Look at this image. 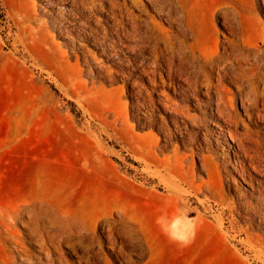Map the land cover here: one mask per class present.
I'll return each mask as SVG.
<instances>
[{
  "label": "rangeland",
  "instance_id": "374dc122",
  "mask_svg": "<svg viewBox=\"0 0 264 264\" xmlns=\"http://www.w3.org/2000/svg\"><path fill=\"white\" fill-rule=\"evenodd\" d=\"M140 1L126 14L122 0H0V264H264V104L259 119L237 101L231 126L214 112L215 90L162 86L160 56L155 83L140 67L165 42L196 38L201 59L214 55L211 39H228L261 66L264 0H178L181 24ZM39 22L43 32L31 29ZM220 88L236 94L229 80ZM179 175L190 183L173 196L162 179Z\"/></svg>",
  "mask_w": 264,
  "mask_h": 264
},
{
  "label": "bare ground",
  "instance_id": "6f19581e",
  "mask_svg": "<svg viewBox=\"0 0 264 264\" xmlns=\"http://www.w3.org/2000/svg\"><path fill=\"white\" fill-rule=\"evenodd\" d=\"M59 2L61 0H58ZM65 2H69L71 4H74L76 9L82 8V5L85 6L87 1H90L93 6L94 0H64ZM123 3L120 5L121 8L123 9V12L126 14H129V7L127 3H130V6L134 9H140L143 8L141 1L140 0H122ZM148 3L151 4V6L167 17L169 20H174L181 24L184 21V16H180V14H184V7L181 5L183 3H179L178 0H146ZM181 1V0H180ZM102 3V2H101ZM57 4L54 0V2H49V5H55ZM61 4H63L61 2ZM65 4V3H64ZM89 4V5H90ZM108 4V3H107ZM185 4V3H184ZM111 8L110 11H113V9H117V3L112 1L110 4ZM69 7V6H68ZM119 7V6H118ZM35 8V5H34ZM73 8V7H72ZM85 8V7H84ZM57 9V8H56ZM91 9V8H90ZM99 9V8H98ZM120 9V8H119ZM183 9V11H182ZM30 9H28L29 11ZM82 10V9H81ZM94 10V9H93ZM107 10V9H106ZM79 11V10H78ZM30 12V11H29ZM59 12V11H58ZM84 12V11H83ZM93 12V11H92ZM34 13V12H33ZM68 13V12H67ZM82 13V12H81ZM90 13V12H89ZM116 13V12H115ZM186 13V12H185ZM30 14V13H29ZM61 14V13H59ZM77 14V13H76ZM79 14V13H78ZM118 14V13H117ZM32 15V14H31ZM23 16V15H22ZM36 16V15H34ZM29 18L27 22H31V16H23ZM71 17V16H70ZM113 17V16H112ZM123 17V16H122ZM125 17V16H124ZM128 17V16H127ZM191 17V16H190ZM33 18V17H32ZM36 18V17H35ZM52 18V17H51ZM64 18V17H63ZM83 19V18H82ZM116 19V18H115ZM128 19V18H126ZM25 20V19H24ZM34 20V19H32ZM40 20V19H39ZM55 20V19H54ZM63 20V19H62ZM113 20V19H112ZM78 21V20H77ZM127 21V20H126ZM37 22V20L35 21ZM48 22V21H47ZM54 22V21H53ZM81 22V21H80ZM85 22V21H84ZM134 22V21H133ZM57 23V22H56ZM60 23V22H59ZM82 23V22H81ZM77 24V23H76ZM37 25V23H36ZM46 23L39 22V25L37 27L32 28L36 32L42 31L43 29L46 28ZM86 25V24H85ZM134 25V24H133ZM28 29L30 28V25H26ZM48 26V25H47ZM63 26V25H62ZM75 26V25H74ZM77 26V25H76ZM136 26V25H135ZM54 27V26H53ZM65 28V27H64ZM49 29V28H48ZM53 29V28H52ZM56 29V28H55ZM66 29V28H65ZM78 29V28H77ZM85 29V28H84ZM83 29V30H84ZM47 30V29H46ZM126 30V29H125ZM186 30V29H185ZM45 31V30H44ZM58 31V30H57ZM62 31V30H61ZM64 31V30H63ZM91 31V30H90ZM117 31V30H116ZM203 32V31H202ZM26 33V31H25ZM35 33V32H34ZM41 33V32H40ZM50 33V32H46ZM123 33V32H122ZM126 33V32H125ZM123 33V34H125ZM195 33V32H194ZM28 34V32L26 33ZM31 34V33H30ZM43 34V33H42ZM45 34V33H44ZM79 34V33H78ZM95 34V33H94ZM178 34V33H177ZM201 34V33H200ZM40 35V34H39ZM47 35V34H45ZM59 35V34H58ZM61 35V34H60ZM84 35V34H83ZM175 35V34H174ZM188 36H192V30L187 33L184 31L181 34L182 38H185ZM206 35V34H205ZM36 36V34H35ZM128 38H135L139 36L137 30H134L133 32H127ZM195 36V35H194ZM64 37V36H63ZM67 37V35H66ZM79 37V36H78ZM116 37V36H115ZM199 37V36H198ZM214 37V36H213ZM119 38V37H117ZM170 39V36L168 37ZM84 39V38H83ZM144 39V38H143ZM163 39V38H162ZM197 39V38H196ZM192 40L193 43H189L187 46V43L181 42V44L178 45V47L175 49L173 44L170 41L165 42V53L162 51L159 52L156 56L155 59L151 60V62L148 63H142L140 64L141 67V74L145 76L147 79L146 81L155 83V80L152 79V76L154 77L155 72L152 71L154 70V67L157 66V60L158 57L160 56L162 58V61L166 66H168V69L165 71L167 74V80H161L162 86L172 88L176 90L177 85L175 87V84L172 83V81L176 78L184 82L187 87L190 90H193L194 92H197L199 89L206 88L207 90L213 89L215 90L216 94V100L214 102V106H216V109L214 112H216L220 120H224L223 122L225 124L231 125V126H238L239 125V120L236 118V116H233L231 109L234 106V104L238 101L239 106L241 109L244 111H250V110H255L256 114L259 115L260 110H258V107L260 105L264 104V76H258L257 80L256 79V74L261 70V68H264V63L259 66L255 60L250 57V54L247 53L245 54L244 52H241L239 48H237V45L233 43V41H230L228 39H225V41H218L217 39L213 40L211 39V44L213 45L214 48V55L212 58H199V56L196 55V44L198 40ZM203 38L201 37V40ZM87 40V39H86ZM96 40V39H95ZM119 40V39H118ZM139 40V39H138ZM142 40V39H141ZM152 40V39H151ZM183 40V39H182ZM84 41V40H83ZM89 41V40H88ZM123 41V40H122ZM97 43V42H96ZM101 43V41H100ZM125 43V42H124ZM111 44V43H110ZM139 44V43H138ZM208 44V43H207ZM75 45V44H74ZM103 45V44H102ZM107 45V43H106ZM131 45V44H130ZM125 46L126 49L130 50L131 52H135L137 48L135 46ZM110 46V45H109ZM162 46V45H161ZM148 47V45H147ZM146 47V48H147ZM163 48V47H161ZM160 49V48H159ZM243 49V48H242ZM123 50V48L121 49ZM143 53V52H142ZM150 53V51H149ZM154 55V54H153ZM74 56V55H73ZM83 56V55H82ZM204 56V55H203ZM75 58V57H74ZM143 58V57H142ZM175 58L178 59V62H175ZM69 59V58H67ZM152 59V58H151ZM88 60V58H87ZM75 61V60H74ZM78 61V60H77ZM147 61V60H146ZM159 62V61H158ZM77 64V63H76ZM85 64V63H84ZM139 64V63H137ZM159 64V63H158ZM162 64V63H161ZM210 65V68L212 67L215 70L216 76L215 79H211L212 75L209 72H206L204 68H206L207 65ZM244 64V65H243ZM127 66V65H126ZM133 66V65H132ZM138 66V65H137ZM91 67V66H90ZM133 68V67H132ZM137 68V67H136ZM153 68V69H152ZM152 69V70H151ZM208 69V68H207ZM88 70V66H87ZM89 71V70H88ZM161 71V70H160ZM134 72V71H133ZM140 72V70H139ZM214 72V71H213ZM122 75V74H121ZM165 75V76H166ZM214 75V74H213ZM132 76V75H131ZM138 76V75H137ZM229 80L231 84L236 88V94H226L228 96L222 95L220 90V85L222 84L223 80ZM123 81V80H122ZM168 81V82H167ZM176 81V80H175ZM131 82V81H130ZM177 82V81H176ZM226 82V81H225ZM133 83V82H132ZM135 83V82H134ZM227 83V82H226ZM154 85V84H153ZM155 87V86H154ZM156 88V87H155ZM186 90V89H185ZM213 93V92H212ZM136 98V97H135ZM186 98V97H185ZM189 102V101H188ZM152 104V103H151ZM162 106L165 109H170V106L167 104L163 103L161 101ZM157 107V106H156ZM212 107V106H211ZM210 108V107H209ZM261 108V107H260ZM207 109V108H205ZM184 111V110H183ZM182 111V112H183ZM211 111V110H210ZM168 112V111H167ZM181 112V110H180ZM175 113V112H174ZM178 113V112H177ZM184 113V112H183ZM248 113V112H247ZM253 113V112H252ZM171 114V113H170ZM178 115V114H177ZM186 115V114H185ZM202 115V114H201ZM215 115V114H214ZM173 116V115H172ZM181 116V115H180ZM256 116V117H257ZM175 117V116H174ZM260 119V117L258 116ZM176 119V118H175ZM187 119V118H186ZM172 120V119H171ZM193 121V120H192ZM185 122V121H184ZM196 122V121H195ZM194 123V122H193ZM212 123V122H211ZM187 124V123H186ZM185 124V125H186ZM184 125V124H183ZM184 125V126H185ZM213 127L216 128L219 131H224L223 126L220 123H212ZM225 126V125H224ZM179 127V126H178ZM188 128V127H187ZM186 128V129H187ZM228 129V128H227ZM183 130V129H182ZM232 130V129H231ZM228 130L227 132L230 134L231 138H234L237 136L235 135L236 133ZM179 131V130H178ZM177 132V131H176ZM182 132V131H181ZM184 132V131H183ZM216 135V134H214ZM223 135V134H222ZM226 135V134H225ZM224 136V135H223ZM249 137V136H248ZM223 138V137H222ZM225 138V137H224ZM230 138V139H231ZM250 138V137H249ZM186 139V138H185ZM183 141V140H182ZM232 141V140H231ZM238 140H236L237 142ZM199 144V143H198ZM236 145V144H235ZM242 145V144H241ZM197 146V145H196ZM239 146V145H238ZM176 147V146H175ZM198 147V146H197ZM160 149V148H159ZM197 150V149H196ZM201 150V149H200ZM199 151V150H198ZM175 151H173L174 153ZM176 153V152H175ZM192 155V154H191ZM203 155V154H201ZM197 157V156H196ZM193 158V157H192ZM188 159V158H187ZM186 160V159H185ZM240 164V163H239ZM162 173V172H161ZM171 174V173H170ZM175 174V173H173ZM177 175V174H176ZM175 175V176H176ZM194 176V175H193ZM191 178V177H190ZM164 181L166 188H168V191L171 195H173L175 192H180V186L182 184H187L190 183V181L182 175H179V178L171 177V180L169 182H166V180L162 179ZM196 184V183H195ZM203 184V183H202ZM205 184V183H204ZM203 184V186H204ZM161 185V184H160ZM185 193V192H184ZM175 195V194H174ZM173 195V196H174ZM175 199L180 200L179 197H175ZM183 200V199H182ZM189 215V213H188ZM15 219V218H14ZM13 219V220H14ZM3 221V220H2ZM10 221V220H9ZM160 232L167 238V239H173V236L176 234L177 230H172L170 227H168L167 224H163L160 227ZM187 231V230H186ZM186 231L183 230V232L186 233ZM125 235L128 236L130 239H134L135 241H139L140 237L138 234L134 231V229L129 228L126 232ZM226 238V237H224ZM189 236L183 238V240L188 241ZM254 239V238H253ZM15 240V239H14ZM175 240V239H174ZM22 241V240H21ZM189 242V241H188ZM22 243V242H21ZM179 241L177 242V244ZM25 245V244H24ZM179 247L183 246V243L179 244ZM116 246V245H115ZM119 246V245H118ZM112 247V246H111ZM117 248V247H116ZM113 249V248H112ZM111 249V250H112ZM253 249V254L255 255L256 258L259 259L260 253L257 252L256 246L252 245L250 246V250ZM115 250V249H114ZM120 251V250H119ZM189 251V250H188ZM17 252V251H16ZM115 252V251H114ZM252 252V251H251ZM18 253V252H17ZM179 253V252H178ZM117 254V253H116ZM184 254V253H183ZM186 254V253H185ZM16 255V254H15ZM124 255V254H123ZM187 255V254H186ZM253 255V257H254ZM185 256V255H184ZM182 256V257H184ZM121 258H124L122 255L120 256ZM11 258V255H10ZM9 258V259H10ZM257 260V259H256ZM11 261V260H10ZM259 261V260H258ZM12 263V262H11ZM131 261L130 259L125 260L124 264H130ZM29 264V263H28ZM123 264V263H122ZM178 264H191L187 259H180L178 260ZM193 264V262H192Z\"/></svg>",
  "mask_w": 264,
  "mask_h": 264
}]
</instances>
